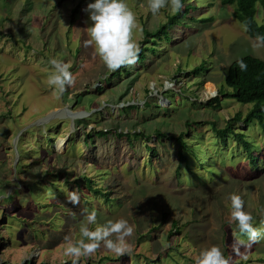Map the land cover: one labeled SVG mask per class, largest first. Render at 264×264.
Wrapping results in <instances>:
<instances>
[{
    "label": "rangeland",
    "instance_id": "1",
    "mask_svg": "<svg viewBox=\"0 0 264 264\" xmlns=\"http://www.w3.org/2000/svg\"><path fill=\"white\" fill-rule=\"evenodd\" d=\"M91 2L0 0V264H71L62 244L66 236L79 238L84 209L96 210L98 224L128 220L134 251L116 257L101 246L80 264H194L211 245L232 255L233 264H264V239L240 247L247 259L236 256L233 244L247 237L228 223L229 193L242 197L254 226L264 218V134L249 125L251 153L232 140L222 144L212 124L219 130L251 105L222 97L218 109L201 105L227 90L230 63L245 55L264 60V48L253 49L255 39L232 7L186 0L197 8L191 23L181 21L172 39L153 38L143 62L108 72L84 45L90 21L83 9ZM126 2L143 28L136 33L142 48L144 31L154 32L172 13L151 14L147 0ZM257 6L255 19L264 26ZM50 58L71 64L76 78L61 96L46 82ZM155 131L165 138L158 142ZM139 132L146 143L135 139ZM181 134L192 146L189 167L177 178ZM86 179L111 199L92 202L87 196L94 193L81 189L80 204L68 203L66 192L76 191L75 183L86 187Z\"/></svg>",
    "mask_w": 264,
    "mask_h": 264
},
{
    "label": "clouds",
    "instance_id": "2",
    "mask_svg": "<svg viewBox=\"0 0 264 264\" xmlns=\"http://www.w3.org/2000/svg\"><path fill=\"white\" fill-rule=\"evenodd\" d=\"M169 9L175 15L184 8L182 0H147V10L156 15L162 9ZM88 13L90 24L85 28L88 39L86 47H92L96 57L102 62L108 72L118 71L122 67L137 63L140 54V44L136 33H143L136 13L129 7L126 0H94L83 9ZM243 31L248 32V24L242 25ZM253 49L264 48V35L256 34L252 43ZM240 70H247L242 59L238 60ZM48 64L51 71L47 76V84L55 89L57 96L63 95L67 88L75 85L76 78L70 71L71 64L57 58H50ZM151 88V85L149 86ZM143 103V101H139ZM68 203L73 206L80 204V194L68 191L65 194ZM230 202L229 224H236L239 236L247 237V241L237 239L232 246L236 256L247 259L240 251L241 246L251 247L264 239V218L260 226L253 224L254 217L245 211V202L239 194L229 193ZM95 225V227H89ZM134 235V227L124 218L109 219L103 224L97 222L96 210L84 209V219L79 225V238L73 241L68 236L62 244L63 255L71 259V264H80L81 258L91 257L103 246L116 257L131 255L134 251L129 238ZM194 264H233V256H225L217 245L202 249L193 257Z\"/></svg>",
    "mask_w": 264,
    "mask_h": 264
},
{
    "label": "trees",
    "instance_id": "3",
    "mask_svg": "<svg viewBox=\"0 0 264 264\" xmlns=\"http://www.w3.org/2000/svg\"><path fill=\"white\" fill-rule=\"evenodd\" d=\"M185 1L186 0H182L183 4L185 3ZM219 3L220 5H223V6L232 7L234 18L238 20L242 25L245 23L248 24L249 31L246 32V34L249 37L255 39V36L257 33H259L260 35H264V26L259 25L255 19L256 13L258 12L257 10L259 8V6L257 5H261L264 9V0H219ZM195 9H197L196 6L190 3H187L185 4L183 10L179 12L178 14H175V15L167 14L165 23L158 26V28L154 32L144 31L145 39L141 43L143 46L142 48H140L141 51L139 54V59L137 61V64L143 62L145 59V55L153 50V48L147 47L146 45L147 43L148 44L153 43L154 42L153 38L155 40L156 39L169 40V39L174 38L173 34L170 31L174 30L175 28L177 30L179 26H182L181 21L183 20H186L187 23H191L194 18V15L191 12ZM197 21L198 20H196V22ZM240 59H242L244 63L247 65V70L245 71L240 70L239 64L237 63V61ZM202 67H203L202 65L195 67L194 70L190 74L191 75L199 74L200 71L203 69ZM224 85L227 87V90L220 88L218 90L217 97L201 105H211L214 109H218L220 107V104H219L220 97H222V99H225V98L234 99L236 102L242 105H251L250 109L245 113L244 116L242 115V113L237 112L233 117L226 120L224 127L219 130H217V127H215V124H212L213 132L215 133L217 132L218 134L217 136L220 139L219 141H221L222 144L226 145L229 140H232L235 142V146H236L235 148L238 151H241L243 153L244 152L251 153L253 149V145L247 140V138L250 139L248 137V131H247V128L249 127V125L255 122L259 126L261 132L264 134V60L251 56V55H245L241 58L235 59V61L230 63V65L227 68L225 78H224ZM235 123L242 124L243 127L246 128V130H244L243 128L236 129V130L233 129L232 125ZM188 125L189 123L188 124L186 123V126ZM154 133L157 137L158 142H160L162 138H165V135L161 134L158 131H155ZM104 134L105 133H100L99 138H103ZM117 135H120V134L112 133V136L114 137ZM183 136L184 134H181L180 136L176 138V141L179 147L177 168L175 170V176L177 178L180 177L182 167H186V168L189 167L190 157L187 158L186 155L189 153V151H191L189 150L190 149L189 146H192V145H187L185 139H183ZM91 137L92 136L88 134L86 139H90ZM129 139L131 138L128 137V140ZM135 139L137 141L146 143L149 137H144L142 133L139 132L135 135ZM145 148L148 150L151 157H154L155 150L148 146H145ZM180 160L184 166H182V164L179 165ZM194 162H197L196 158L194 159ZM245 163H246V166H248L247 162ZM199 164L201 165L202 162H200ZM63 181L67 183V179ZM86 181L88 182V184L86 187H83V188H81L77 183L74 184V185H77L76 191L78 193H80L81 189L87 190L88 192L92 191L94 194H91L89 192L90 194L87 196L92 202H94V200H92L94 196H99L101 202H103L102 197L108 198V194L102 193L104 189L99 190V188H92L93 184L91 183V180L86 179ZM110 199L111 198H108V200ZM80 207L85 208V206H80ZM173 227H176L175 224H172V228ZM169 234L171 235V232Z\"/></svg>",
    "mask_w": 264,
    "mask_h": 264
}]
</instances>
